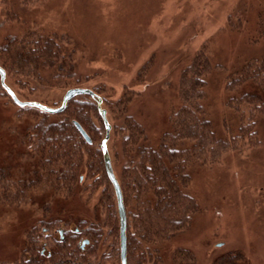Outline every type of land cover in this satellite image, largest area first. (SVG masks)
I'll return each mask as SVG.
<instances>
[{
	"label": "rangeland",
	"instance_id": "374dc122",
	"mask_svg": "<svg viewBox=\"0 0 264 264\" xmlns=\"http://www.w3.org/2000/svg\"><path fill=\"white\" fill-rule=\"evenodd\" d=\"M26 4L0 0V45L8 36L25 35L27 41L36 42L64 35L73 51L74 77L60 79L55 87L24 82L18 86L6 74L20 100L57 107L73 87L99 91L104 109L107 101L119 107L121 99L128 98L129 111L152 144L179 108L203 104L222 139L216 147L205 145L201 161L190 170L191 200L185 204L189 202L195 211L189 225L163 242L157 253L150 251L148 264H218L216 260L227 254L235 259L230 264H264V116L257 125L258 147L229 140L225 131V126L237 124L227 105L235 96L228 89L230 75L246 60L264 55V22L260 25L264 0H29ZM248 90L264 98L260 89ZM22 116L0 87V168H6L8 178L0 182V190L9 192L0 203V264H27L24 245L31 236L27 229L39 215L38 202L14 197L21 185L12 180L20 179L26 159L13 152L8 138L15 136ZM92 120L100 125L97 118ZM82 179L87 187L84 195L90 207L95 206L106 181L101 182L99 174L89 179L84 174ZM108 188L118 222L109 181ZM68 208L74 210V219L84 218L78 205ZM99 212L102 220L107 219L103 206ZM129 215L127 223L134 225L136 218ZM132 223L131 236L137 235ZM106 234L95 254L87 257V249L80 253L82 262L89 258L92 263L120 264L108 248L115 240ZM35 236L38 245L45 246L46 235Z\"/></svg>",
	"mask_w": 264,
	"mask_h": 264
},
{
	"label": "trees",
	"instance_id": "16d2710c",
	"mask_svg": "<svg viewBox=\"0 0 264 264\" xmlns=\"http://www.w3.org/2000/svg\"><path fill=\"white\" fill-rule=\"evenodd\" d=\"M28 1L21 0L24 5ZM263 22L261 20L260 25ZM261 36L264 37V32ZM65 37L55 35V38L49 36L31 42L25 35L8 36L0 45V66L14 85L24 82L59 86L60 79L66 81L74 77L73 51ZM229 80L228 89L235 96H231L227 105L236 115L237 124L233 128L225 126L227 136L229 140H245L251 147H258L257 125L264 116V98L248 89L256 87L264 92V55L246 60ZM127 105L125 97L119 107L107 101V118L111 125L108 150L126 216L130 213L132 220L136 218L135 226L131 223L137 235H130L131 223H127V264H148L146 258L150 251L157 253L163 242L189 225L195 211L189 203L190 170L201 161L199 154L205 145L216 147L222 139L203 104H195L192 108H179L157 143L152 144L144 126ZM16 108L23 116L15 136L9 134L12 138L8 139L13 141H10L11 146L14 145L13 152L25 158L26 163L21 167L24 170L20 179L12 180L21 185L14 197L29 198L26 200L31 203L36 201L39 209V215L27 229L28 236L31 234L24 245L27 264H99L90 262L89 258L82 262L80 253L87 249V257L95 254L103 242L104 231L107 238L115 240L108 248L111 247L119 260L118 222L115 209L110 208L113 207L108 192L110 186L108 188L99 147L104 129L94 100L87 95L76 96L62 112L55 114L29 107ZM93 117L100 125L92 123ZM74 122L89 136L90 144L76 130ZM6 172V168H0V182L8 179ZM84 174L88 179L99 174L101 182L106 181L103 195L95 206L90 207L89 197L84 195L87 190L82 182ZM3 193L6 195L0 198V203L9 198V192ZM185 201L189 202L185 204ZM69 205H78L84 218L74 219V208L70 210ZM100 206L108 213L105 220L100 216ZM37 233L46 235L45 246L44 242L38 245ZM56 233L58 237L53 236ZM81 238L88 241L84 249L78 244ZM43 247L44 254H41ZM232 259L235 260L227 254L216 261L230 264Z\"/></svg>",
	"mask_w": 264,
	"mask_h": 264
},
{
	"label": "water",
	"instance_id": "95a60500",
	"mask_svg": "<svg viewBox=\"0 0 264 264\" xmlns=\"http://www.w3.org/2000/svg\"><path fill=\"white\" fill-rule=\"evenodd\" d=\"M0 87L7 94V96L10 98V100L12 101L14 105L18 107L35 108L41 112H45L48 114H55V113L62 112L65 109L68 101L79 95H87L92 100H94L96 104V110H97L98 116L101 120L103 129H104V135L99 144L101 155H102L103 169H104L106 178L108 179L109 183L111 184L113 188V192H114L115 200H116V209H117V216H118L119 261H120V264H127V236H126L127 216H126V210L124 206V200H123V195H122V191L120 188V184L115 175L112 162H111V157H110L109 150H108V140L110 138L111 125L107 118L106 109L102 107L103 100L101 96L89 88L73 87V88L67 89L64 92L61 98V102L59 106L57 107H50V106H47L41 103L32 102V101H23V100H20L15 94V92L10 88V86L7 85L6 72L1 66H0ZM74 126L76 130L79 132V134L83 137V139L88 144H90L91 140L89 136L86 134V132L82 129V127L77 122H74ZM87 243H88L87 240H83L81 244L82 247Z\"/></svg>",
	"mask_w": 264,
	"mask_h": 264
},
{
	"label": "flooded vegetation",
	"instance_id": "af4514ba",
	"mask_svg": "<svg viewBox=\"0 0 264 264\" xmlns=\"http://www.w3.org/2000/svg\"><path fill=\"white\" fill-rule=\"evenodd\" d=\"M60 235H62V234H60ZM82 242H80V248L81 249H84V246L82 247ZM44 250H45V247H43L42 249H41V254H44Z\"/></svg>",
	"mask_w": 264,
	"mask_h": 264
}]
</instances>
